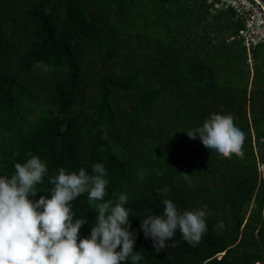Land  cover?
I'll return each mask as SVG.
<instances>
[{"label": "trees", "instance_id": "obj_1", "mask_svg": "<svg viewBox=\"0 0 264 264\" xmlns=\"http://www.w3.org/2000/svg\"><path fill=\"white\" fill-rule=\"evenodd\" d=\"M210 8L208 0H0V171L12 175L38 155L48 168L39 199L58 168L91 173L102 162L104 199L127 195L142 264H264V46L236 38L243 23L233 9ZM214 113L244 133L241 155L220 157L188 137ZM163 198L209 210L198 244L177 231L155 252L140 218L160 214ZM97 204L86 193L73 201L88 221L81 236Z\"/></svg>", "mask_w": 264, "mask_h": 264}, {"label": "clouds", "instance_id": "obj_2", "mask_svg": "<svg viewBox=\"0 0 264 264\" xmlns=\"http://www.w3.org/2000/svg\"><path fill=\"white\" fill-rule=\"evenodd\" d=\"M185 132L220 157L242 154L244 133L230 115L211 114L201 126ZM13 168L12 175L0 171V264H142L140 252L134 250L137 234L129 219L132 210L125 207L127 195L104 199L109 180L102 162L93 163L91 173L84 167L78 171L58 168L48 178L52 187L39 199H35L41 192L36 186L48 173L41 158L29 154ZM143 175L137 173L138 179ZM182 176L192 187L191 175ZM85 193L89 201L98 202V210L90 233L81 236L80 229L88 221L75 216L73 201ZM161 205L160 214H146L139 225L155 252L168 247L166 242L177 231L188 245L198 244L206 231L209 210H181L168 198Z\"/></svg>", "mask_w": 264, "mask_h": 264}, {"label": "built area", "instance_id": "obj_3", "mask_svg": "<svg viewBox=\"0 0 264 264\" xmlns=\"http://www.w3.org/2000/svg\"><path fill=\"white\" fill-rule=\"evenodd\" d=\"M212 14L231 8L243 23L236 38L247 48L264 46V8L258 0H208Z\"/></svg>", "mask_w": 264, "mask_h": 264}, {"label": "rangeland", "instance_id": "obj_4", "mask_svg": "<svg viewBox=\"0 0 264 264\" xmlns=\"http://www.w3.org/2000/svg\"><path fill=\"white\" fill-rule=\"evenodd\" d=\"M196 29H198V28H196ZM249 61H251V60H249ZM258 159L261 161V157L260 156L258 157ZM262 170H263V166L261 164H259V171H262Z\"/></svg>", "mask_w": 264, "mask_h": 264}, {"label": "water", "instance_id": "obj_5", "mask_svg": "<svg viewBox=\"0 0 264 264\" xmlns=\"http://www.w3.org/2000/svg\"><path fill=\"white\" fill-rule=\"evenodd\" d=\"M259 1V3L263 6V8H264V0H258Z\"/></svg>", "mask_w": 264, "mask_h": 264}]
</instances>
